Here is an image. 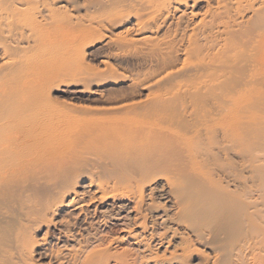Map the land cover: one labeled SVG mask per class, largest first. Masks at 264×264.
<instances>
[{
  "label": "bare ground",
  "instance_id": "1",
  "mask_svg": "<svg viewBox=\"0 0 264 264\" xmlns=\"http://www.w3.org/2000/svg\"><path fill=\"white\" fill-rule=\"evenodd\" d=\"M0 264H264V0H0Z\"/></svg>",
  "mask_w": 264,
  "mask_h": 264
},
{
  "label": "rangeland",
  "instance_id": "2",
  "mask_svg": "<svg viewBox=\"0 0 264 264\" xmlns=\"http://www.w3.org/2000/svg\"><path fill=\"white\" fill-rule=\"evenodd\" d=\"M119 30L116 32L119 33ZM80 54L84 65L92 70H97L102 80L93 82L94 84L92 83L88 86H84L81 83H59L50 90L51 96L55 101L71 104L76 107H94V102L98 99V93L106 96L127 91V82L115 81L108 78L111 75H117V73L113 72L114 74L110 73V75H107V73L104 72V67L101 64L102 62L107 61L109 69H113L114 71L120 70L124 62L123 59L111 58V54L110 58H108L109 49L107 48L105 40L92 44H85L80 50Z\"/></svg>",
  "mask_w": 264,
  "mask_h": 264
}]
</instances>
